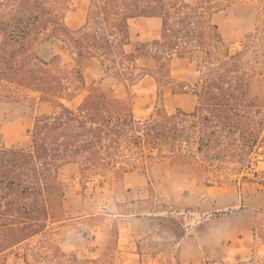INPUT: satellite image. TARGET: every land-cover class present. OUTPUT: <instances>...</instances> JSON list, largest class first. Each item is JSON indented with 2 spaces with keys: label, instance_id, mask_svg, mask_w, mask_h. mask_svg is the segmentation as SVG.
I'll return each mask as SVG.
<instances>
[{
  "label": "trees",
  "instance_id": "trees-1",
  "mask_svg": "<svg viewBox=\"0 0 264 264\" xmlns=\"http://www.w3.org/2000/svg\"><path fill=\"white\" fill-rule=\"evenodd\" d=\"M67 2L0 0V97L31 92L59 107L34 116L28 147L0 142V255L71 218L67 185L60 178L67 164H77L81 173L108 170L121 182L129 166L118 162L140 153L145 157L146 148L155 147L172 161L183 157L187 130L185 142L198 170L203 163L222 175L217 181L227 182L264 143V92L250 85L264 71V0H90L84 23L76 29L63 21ZM228 7L254 20V31L244 35L239 51H231L212 20ZM150 16L161 19L159 38L129 49V20ZM64 51L75 62L71 69L61 63ZM176 57L194 61L184 81L170 75ZM89 58L99 62L101 81L109 84L99 82L75 107L66 106L64 100L83 92L78 64ZM138 59H152L155 66L139 65ZM145 75L155 81L156 102L164 88L196 96L197 106L174 113L155 110L136 121L128 91ZM256 236L264 244V227L257 228ZM115 252L122 264L116 247ZM32 259V264L99 261L41 243Z\"/></svg>",
  "mask_w": 264,
  "mask_h": 264
},
{
  "label": "rangeland",
  "instance_id": "rangeland-1",
  "mask_svg": "<svg viewBox=\"0 0 264 264\" xmlns=\"http://www.w3.org/2000/svg\"><path fill=\"white\" fill-rule=\"evenodd\" d=\"M67 1L63 21L68 28L76 29L84 23L90 0ZM231 9L228 8V13L233 15ZM250 19L254 27V20ZM220 20L224 28V40L231 51L241 50L244 35L248 34L243 32L244 23L232 22L225 14L220 16ZM131 23L132 39L129 49H134L142 40L134 36L136 22ZM253 31L254 28L249 33ZM61 63L65 69L75 66L68 51L62 53ZM137 63L144 65L141 60H137ZM153 63L154 61L150 60L146 65L152 66ZM193 67L194 61L190 58L175 60L170 67V75L184 81L191 75ZM98 68L94 60L78 66L84 79V89L73 99L64 100L66 106L75 107L87 89L99 82L103 86L109 84V80H100L102 72L95 73ZM250 85L253 89L264 92V71L256 73L250 79ZM116 92L123 94L120 87L116 88ZM161 92L165 94V98L162 102H156V86L149 76H145L142 82L130 87L128 95L136 121L143 117L150 118L155 110L163 109L168 113H174L179 107L184 111H191L198 104L197 97L192 98L191 94L173 95L164 88ZM7 94L8 98L0 97V142L7 147H28L31 144L30 132L34 116L54 113L59 107L39 101L37 95L31 92L16 91ZM189 122V118L185 119L183 127L188 126ZM188 133L185 130L182 139L185 155L178 159L174 158V161L165 157L155 147L146 148L143 151L145 157L140 153L132 159H121L118 163H126L129 166L121 182L114 179L108 170L81 173L77 164L63 166L60 178L67 185L66 199L70 215L93 214L90 218L77 221L78 231L72 227L65 232L68 247L72 249L75 247L77 255L83 258L89 245L97 249L103 247V255L95 264H118L115 252L117 225L124 229L125 224L128 227L132 220L133 240L138 243L139 250L155 252L165 249L168 256H165V253L164 256L156 258V261H162L166 257L163 264H177L179 258L176 248L181 240L190 236L196 237L195 244L199 249L198 253L204 256V264H264L261 260L264 247L260 245L261 241L256 236L257 228L264 227V143L256 147L245 165L252 167L254 174L244 168L230 181L222 182L217 181L222 175L205 169L203 163L198 170L190 157L189 144L185 142ZM237 183L243 184V191L240 194L237 192L229 194L230 197L222 200L216 207L210 206L207 202H200L206 195L207 185L223 187V184L236 186ZM240 195H244L243 202L238 201ZM241 209L244 210L240 212ZM225 214L229 217L218 228L220 231H227L228 236L222 237L224 239L219 243L212 232L208 233V230L203 232L201 227L204 224L211 227V219ZM59 225H49L43 233L30 238L20 246L27 263L33 261L32 253L37 243L59 246L61 240ZM80 234L88 235V238H82ZM133 240L130 239L132 246ZM242 240L245 245L253 248L242 250L244 254L238 258L234 252L230 257L217 256L218 253L222 255L229 250L236 251ZM229 243H232V246L227 247ZM214 244L218 246L219 251L213 247ZM63 247L62 249L69 251V248ZM252 252L254 253L251 254Z\"/></svg>",
  "mask_w": 264,
  "mask_h": 264
},
{
  "label": "crops",
  "instance_id": "crops-1",
  "mask_svg": "<svg viewBox=\"0 0 264 264\" xmlns=\"http://www.w3.org/2000/svg\"><path fill=\"white\" fill-rule=\"evenodd\" d=\"M229 8V7H228ZM228 8H225L221 11H218L216 13L213 14L212 16V20L215 24H217L218 29L220 31V34L224 40V28L223 25L221 23L220 20V16H225L229 18L230 21L232 22H237L239 24L244 23L243 25V32L244 33H249L251 31L252 28H254L251 23H250V18H252V16L250 15H239V14H235L234 11H232L233 15H230V13H228ZM232 10V9H231ZM253 19V18H252ZM135 21L136 23V29L134 32V36L141 39L143 41L146 40H151V39H156L159 38L160 36V30H161V19L160 17H156V16H150V17H135L129 20V38H130V44H131V39H132V23ZM225 41V40H224ZM187 58H174L172 60L171 65L174 63L175 60H184ZM96 61L99 68L95 73L98 72H102L101 70V66L99 64V62L95 59V58H89V59H83L82 61L79 62L78 66L83 64L84 62L89 63L91 61ZM141 60L142 62H144L145 67L147 68H154L155 66V62L153 63V65L149 66L146 65L147 62H149L150 60L152 61V59H138ZM101 76V79L103 77V73ZM145 76H149L151 78V80L154 82V79L150 76V75H145ZM144 77H142L138 83L142 82L144 80ZM100 79V80H101ZM104 81V80H103ZM156 86V85H155ZM173 94V93H172ZM175 95V94H173ZM192 98H196V96L194 95H190ZM165 98V94H162V98H161V102L164 100ZM156 100H157V93H156ZM179 108V107H177ZM146 118V117H145ZM143 118H139L140 120H144ZM229 185V186H228ZM234 186V187H233ZM231 185V184H223L222 185H207L206 189H205V197L200 199L201 203H209L210 206L216 207L222 200H227L230 195L229 194H233L234 192H237L238 194L241 193V191H243L244 187L243 184H238L235 185ZM229 195V196H227ZM240 199L238 201L243 202L244 200V195H240ZM243 206V205H242ZM243 208V207H242ZM244 209H241L240 212H242ZM93 214H88L85 213L83 215H70V219L61 222V223H57L60 224L58 228L61 229V236H60V241H59V246L62 249L65 248H69V251H65L67 249H62L65 252H74L76 253V249L75 247H68V243H67V239H66V235L65 232H67L69 230V228H75V230H79V228L77 227L76 223L78 220L81 219H85V218H90ZM227 217H229L228 214L225 215H221L218 218H214L210 220L211 223V227L207 226V224H204L201 228V230L203 232H207L208 233L212 232V234L215 235V240L218 241L219 243H221V241L224 239L222 237L228 236L227 231H220V229L218 228L219 225L227 219ZM128 227H125L124 229H122L120 226L118 227L117 225V234H116V248L118 250L120 259H121V263L122 264H163V261H165L166 257L162 259V261H156V258L160 255H163L166 253L165 256H168V253L165 252V249H160L157 250L155 252H144L139 250L138 248V243L133 240V232H134V227H133V223L132 220H130V222L127 225ZM214 232V233H213ZM219 234V235H218ZM82 238H88V235H84L80 234ZM219 236V237H218ZM221 236V237H220ZM130 239L133 240V246L130 242ZM241 239V238H240ZM239 239V240H240ZM29 240V239H28ZM26 240V241H28ZM25 241V242H26ZM196 237L195 236H190L187 237L183 240H181L179 242V245L176 248V252H177V256H178V261L179 264H204L205 263V259L203 258L204 256L199 252V249L197 248V244H195L196 242ZM121 242H124V244H121ZM24 244L21 243L15 247H13L12 249L6 251L5 253H3L2 255H0V259H1V264H31V263H27L24 258H23V253L21 251L20 246ZM232 243H229L227 247L232 246ZM260 245L264 247V244L262 242H260ZM75 246V245H74ZM214 248H218L217 245L214 244L213 246ZM253 247L249 246V245H245L243 240L240 241L239 246L236 247V251L233 250H229L226 253H223L222 255L220 253L217 254V256H221L220 258H225L226 256H231V254L234 252V254H236L237 258L238 256H242L244 253L242 250L245 249H251ZM219 251V248H218ZM104 249L103 247H100L99 249H97L94 246H88L87 252L84 253L83 256H85V258L87 259H99V257H101L103 255ZM264 255V249L262 250ZM254 252H252L251 254H253ZM77 254V253H76ZM146 256V259H144V257ZM225 256V257H224ZM150 260H149V258ZM227 257V258H229ZM217 258V257H216Z\"/></svg>",
  "mask_w": 264,
  "mask_h": 264
},
{
  "label": "built area",
  "instance_id": "built-area-1",
  "mask_svg": "<svg viewBox=\"0 0 264 264\" xmlns=\"http://www.w3.org/2000/svg\"><path fill=\"white\" fill-rule=\"evenodd\" d=\"M244 170H249V172H252L253 174H254V172H253V170H252V167H245V169Z\"/></svg>",
  "mask_w": 264,
  "mask_h": 264
}]
</instances>
